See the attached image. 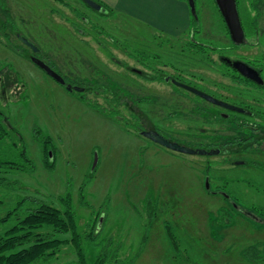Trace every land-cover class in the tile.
Instances as JSON below:
<instances>
[{"label": "rangeland", "instance_id": "1", "mask_svg": "<svg viewBox=\"0 0 264 264\" xmlns=\"http://www.w3.org/2000/svg\"><path fill=\"white\" fill-rule=\"evenodd\" d=\"M63 1L66 5L56 0H0V9L10 4L8 29L36 43L40 56L55 63L52 67L67 79L93 83L102 76L103 85L127 100L132 58L143 62L140 51L161 47L165 61L183 72L181 78L207 94L224 96L223 85L210 83L187 63L191 43L204 44L194 47L208 51L212 0H196L197 21L194 24L191 14L189 28L179 36L117 11L106 16L80 0ZM15 4L23 8L18 15ZM21 18L35 21L21 23ZM6 38L0 41V111L8 135L0 139V160L24 166L23 151L32 167L0 166V178L6 179L0 181V217L12 212L0 223V234L38 200L59 207L60 199L69 196L87 264H94L103 246L115 250L119 264H264V234L257 231L264 225L238 213L229 215L226 199L217 193L225 190L223 156H191L154 144L135 133L131 122L125 125L111 117L106 97L98 96L106 110L96 111L87 98L68 91L23 56L20 51L28 48L17 36L10 33ZM119 111L128 115L123 107ZM45 141L50 165L44 157ZM246 184L253 197L244 194L238 202L251 211L258 202V182ZM97 215L103 221L91 243L83 232L92 230ZM55 236L69 239L70 233ZM32 264H78V257L73 244L66 242L54 257Z\"/></svg>", "mask_w": 264, "mask_h": 264}, {"label": "flooded vegetation", "instance_id": "2", "mask_svg": "<svg viewBox=\"0 0 264 264\" xmlns=\"http://www.w3.org/2000/svg\"><path fill=\"white\" fill-rule=\"evenodd\" d=\"M212 2V16L208 23V51L194 47L200 43H191L193 46L187 48L192 57L187 63L191 65V70L202 72L208 77L210 83L214 81L213 83L223 85V97L208 95L224 104L207 100L191 91L190 88H195L206 93L181 78L180 74L183 72L173 63L166 62L167 54L158 47L151 52L140 51L144 61L140 62V58L134 56L127 66L133 73V78L128 83V115L133 127L137 126L135 133L154 144L159 145L145 133L155 131L188 148L216 152L189 154L191 156H223L221 162L226 174L225 190L218 189L217 193L226 199L229 215L242 216V219L248 216L258 226H263L264 0H235L242 31L239 41L233 39L216 0ZM216 15L218 20L215 19ZM40 52L39 50L30 55L46 61L55 70L52 67L55 63L40 56ZM118 64L126 67L124 63ZM60 75L71 85L76 81ZM85 80L88 87L106 88V91L103 90L106 94L114 91L102 84L105 80L102 76L97 77L93 83ZM107 97H112V94L108 93ZM139 103H144L145 107L142 109ZM201 122L207 125L202 126ZM219 169L218 171L223 170ZM251 181L258 182L254 189L259 197H256L257 206H251L249 211L239 205L238 199L241 200L240 197L244 194L253 197L250 185L246 184ZM258 229L256 230L264 234V227Z\"/></svg>", "mask_w": 264, "mask_h": 264}, {"label": "trees", "instance_id": "3", "mask_svg": "<svg viewBox=\"0 0 264 264\" xmlns=\"http://www.w3.org/2000/svg\"><path fill=\"white\" fill-rule=\"evenodd\" d=\"M81 2L84 3L83 1ZM194 2H196V0H194ZM84 4L90 7L86 3ZM195 9L197 14L196 4ZM196 21L197 17L193 18L194 24ZM5 25L6 26H3L4 28H0L2 29V31H0V41H2L4 37L10 39V33L16 36V32L12 31L13 29H7L8 24ZM17 35L20 36L21 34L17 33ZM35 45L41 51L40 47L36 43ZM199 45L205 46L201 43ZM28 49L29 52L26 53H24V51H19L23 56L31 61L32 55L30 54H34V52L30 48ZM76 84L77 86H84L83 91H77L79 97L82 99L87 98V101L96 111L103 112L106 110L102 105L103 103L98 100V96H102L104 94V97H106L105 100L110 107V111L112 112V115L110 116L125 123V125H128L130 122L129 115L122 113L120 114L119 111L120 107H123L128 111V102L126 99H124L126 98L125 95L118 93L117 91H109L108 93L112 94V97H107L108 93L106 94L103 91H106V88L100 86L88 87L85 85L86 80L84 78H78V80H76L72 85ZM87 95L88 97L92 96V99L89 100V98L86 97ZM5 120L6 118H4L3 113L0 111V139L8 135V130L4 125ZM129 125L131 124L129 123ZM131 128L134 132H137V126L133 127L132 125ZM48 142L49 141H45L43 145V152L45 161L48 165H50V146L46 144ZM20 155H22V158L25 161L24 166H18L16 161L10 159H1L0 166L6 165L7 168L12 169L31 168L32 166L30 159L25 156L23 151L20 152ZM0 181L5 182L6 179L0 178ZM60 202L61 206L56 207L45 200H38L36 207L30 209L22 218H19L13 226L9 227L0 234V264H32L41 259H49L54 257L60 251L62 244L66 242L73 244L78 257V264H87L85 260V253L80 244L82 234L78 230V224L76 222L75 211L72 207L71 198L69 196L66 198H61ZM149 205L152 204L149 203L148 206ZM149 207H153V205ZM11 213L12 212H8L3 217H0V223L5 222ZM224 213L226 214L225 211ZM99 217L100 216L97 215L96 219L94 220L92 230L83 232V237L91 243L95 242L99 230L97 226L103 221V218L100 219ZM165 226L167 228L169 227L168 225ZM63 232H69L70 238L59 239L55 236L57 233ZM170 238L172 241H175L174 235L171 234ZM119 263L120 260L117 259V253L115 250L110 251L107 248L104 249V246L102 247L100 253L96 256L94 262V264Z\"/></svg>", "mask_w": 264, "mask_h": 264}, {"label": "crops", "instance_id": "4", "mask_svg": "<svg viewBox=\"0 0 264 264\" xmlns=\"http://www.w3.org/2000/svg\"><path fill=\"white\" fill-rule=\"evenodd\" d=\"M60 4L66 5L63 0H56ZM82 1V0H80ZM103 7L102 15L109 16L112 12L117 11L123 15H129L130 18L136 19L146 25L161 31L170 32L178 35V32L184 28H189L191 24V13L186 0H95ZM0 9V14H4V20L1 22V28L6 26L7 17H11L13 12L10 9ZM16 12L22 6L15 4ZM69 8V7H68ZM50 14L53 11H49ZM22 16V15H20ZM24 16V15H23ZM2 17V16H1ZM2 17V18H3ZM35 20L31 18H21L20 22L31 23ZM8 29V26H7ZM15 32V31H14ZM17 33V31H16ZM19 34V33H18ZM18 38V35H16ZM4 45V44H3Z\"/></svg>", "mask_w": 264, "mask_h": 264}, {"label": "water", "instance_id": "5", "mask_svg": "<svg viewBox=\"0 0 264 264\" xmlns=\"http://www.w3.org/2000/svg\"><path fill=\"white\" fill-rule=\"evenodd\" d=\"M84 3H86L87 5H89L91 8L97 10L98 12H103V7L101 6V4H99L98 2H96L95 0H82ZM216 3L221 11V14L223 15L225 21L228 23L230 29H231V33H232V37L235 41H239L240 37L242 35V31H241V26H240V22H239V18L237 15V11H236V7H235V0H216ZM187 4L189 6L190 9V13L194 15V17L196 18V9H195V2L194 0H187ZM20 41L23 42L25 45H27L33 52H38L39 48L30 40L18 36ZM31 61L36 64L40 69H42L44 72H46L50 77H52L55 81H57L58 83L65 85L66 89L68 91H72V90H76V91H83V87L77 86V85H71L69 83H66L65 80L63 79V77L57 73L55 70H53L45 61L32 56L31 57ZM191 91L195 92L196 94L202 96L203 98L216 102V103H221L224 104L223 102L215 99L214 97L199 91L195 88H190ZM144 135H146L147 137L151 138L154 142L158 143L159 145L170 149L172 151H177V152H181V153H187V154H204V153H216V152H210V151H206L204 149H192V148H188L186 146H183L181 144H178L176 142H173L165 137H163L162 135L158 134L155 131H152L151 133H145ZM97 156L95 155L94 157V162L96 161ZM206 187H209V183L206 181Z\"/></svg>", "mask_w": 264, "mask_h": 264}]
</instances>
